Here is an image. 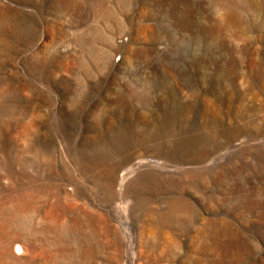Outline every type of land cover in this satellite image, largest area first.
<instances>
[{"label": "rangeland", "instance_id": "obj_1", "mask_svg": "<svg viewBox=\"0 0 264 264\" xmlns=\"http://www.w3.org/2000/svg\"><path fill=\"white\" fill-rule=\"evenodd\" d=\"M0 264H264V0H0Z\"/></svg>", "mask_w": 264, "mask_h": 264}]
</instances>
